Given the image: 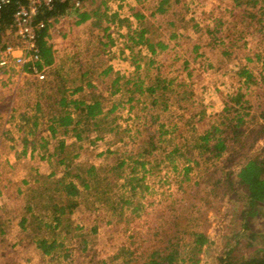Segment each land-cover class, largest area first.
<instances>
[{
    "label": "rangeland",
    "instance_id": "rangeland-1",
    "mask_svg": "<svg viewBox=\"0 0 264 264\" xmlns=\"http://www.w3.org/2000/svg\"><path fill=\"white\" fill-rule=\"evenodd\" d=\"M101 1L82 0V10L92 11ZM153 1L158 3L161 0ZM123 3H120L122 7L125 5ZM112 5L111 0L106 1L105 12L106 9L111 12ZM163 5H167L178 15H186L190 27L194 26L203 33L204 48L201 51H205V54L194 56V60L191 59L188 63L191 65V75L190 67L186 68L184 63L188 59L187 55L179 46L183 41L172 40L175 41L171 43L174 47L167 49L168 51L161 50L160 55L164 54V62L158 56H153V63L148 64L151 58H142V54L136 52L138 47L128 37L136 33L132 31L133 33H129H132L131 35L123 36L120 32L122 29L111 25V19L107 20V17H101L100 26L93 25L94 38H91L92 31L90 44L86 43V39L85 43L80 41L78 48L74 47L72 50L74 57L78 59H83L82 54H93L94 65L88 61L87 64L93 72L90 76L95 81V90L100 94L92 99L101 105V112L93 121L86 120L84 114L77 110L76 119H81L82 123L76 129L85 136L97 138V149L102 148L106 152V155L100 158L102 161L99 164L108 167H102L98 172H88V167L84 166L70 168L72 174H80L81 178L95 186L94 192L81 191V194L75 197L76 200L91 207L94 195L98 194V203L102 206L95 207L93 211L91 209L89 216L85 215H94L91 216L92 220L86 219L87 217L80 218L77 223L64 219L62 226L65 230L60 233L51 228L48 233L50 239L56 240L61 246L54 249L58 258H45L43 264H125L124 260L131 258L128 251L137 248L135 257L139 256L146 246V237H149L151 242L156 241L153 232L159 231L158 227L169 226L170 222L173 223V216L197 217L199 208L204 212L198 220H187L188 231H206L212 240V245L200 253L199 264L218 263L216 256L223 246V226H226L222 219L226 223L229 222L224 216L227 211L232 212L233 203L228 195H224L221 200L220 196L219 199L212 196L211 201L207 198V188L211 185L208 172L210 168L214 171L221 170L218 167L222 165L226 166L224 171L236 168L240 155L258 152L264 147V135L259 136L255 118L263 120L260 112L264 106V84L257 78L260 73H264V42L258 33L254 35L251 29H246L248 21H238V13L243 7L234 8L232 0H171ZM64 18L66 19L61 23V32L53 30L52 38H49L52 40L49 42L51 46L57 44L55 39L71 41L75 38V33L69 30L74 17ZM96 20L94 17L91 22ZM218 23L222 24L219 26L220 31L210 34L208 30H214ZM252 26L257 27L259 23ZM154 30L155 27L153 32ZM83 31L87 33L91 29L86 27ZM241 31L244 32L243 38ZM14 38L12 32H7L4 41ZM1 44L3 45L2 42ZM121 44L127 45L124 47ZM185 44L188 45L183 43ZM186 48L190 50L191 47ZM188 56L191 58L192 55ZM87 58L91 57L84 59L88 60ZM243 68L252 71L253 79L257 81L252 79L245 84L240 75ZM72 71L74 74L77 72L76 69ZM166 75L168 77H164ZM150 86L158 88L154 94L145 92L149 90H144L145 93L141 94V88L147 89ZM21 87L15 71L0 74V120H6V124L20 119L19 111H9L8 107L10 101L20 102L18 98L22 96L19 94ZM237 93L243 94L244 100H247L244 106H250L247 108L250 113L245 116L247 122L242 127L243 132L256 127L249 134L248 144L243 151L236 154L235 160L225 163V159L219 162L206 159L208 153H199L200 150L195 147V144H198V136L214 124L224 131L226 129L222 135L235 137L231 128L227 127L224 108L233 103L230 97ZM37 94L31 90V94L27 95L29 103L43 99ZM54 97L59 98L60 95L56 93L52 99ZM82 97L89 100L92 96L82 94ZM24 99L23 95L20 104H23ZM48 99L44 102L43 115L40 114V118H43L40 120V127L33 130V127L27 125L24 130L32 139L36 138L37 145L43 143L37 137L48 123V117L45 116L52 114L59 117L60 114H65L64 110L61 113L55 111ZM18 110L21 111L20 108ZM33 120L34 118L29 117L27 121L32 124ZM65 128L68 127H58V133L66 130ZM34 131L37 132L33 135ZM4 137L7 138L8 135L4 133ZM241 138L244 136L237 139ZM237 139L230 141L233 144L229 150L231 154L239 147ZM105 147L112 154H108ZM47 186H50V189L55 187L54 184L44 187ZM40 193L39 197L44 206L43 201L47 196ZM194 198L195 204L191 205ZM110 203L111 206L117 204L116 211L111 209ZM230 217L231 213L228 218ZM109 220L110 223H106ZM70 222H73V225ZM261 225L257 229L264 230ZM94 227L96 229H92ZM186 235L185 241L189 234ZM155 244L160 245L159 242ZM28 252L26 256L29 260L23 259L24 263L40 264L42 256L34 251ZM18 259V254H2L0 264H23ZM129 264L142 263L138 259L130 261Z\"/></svg>",
    "mask_w": 264,
    "mask_h": 264
},
{
    "label": "crops",
    "instance_id": "crops-1",
    "mask_svg": "<svg viewBox=\"0 0 264 264\" xmlns=\"http://www.w3.org/2000/svg\"><path fill=\"white\" fill-rule=\"evenodd\" d=\"M170 1L161 0L158 4L153 0H126L125 3H123V0H111V5L113 2L111 12H107L106 9V14L111 19L109 21L112 23L111 25H115L117 28L120 27L122 29L120 32L125 37L133 32L145 30L144 39H146L147 43L136 46L138 47L136 52L142 54V58L150 57L151 60L148 61V64L150 62L153 63V56H158L164 62L165 57L163 56L164 54L160 55L161 50L174 47V44L171 43H175V41L172 40L187 43L188 45L179 43V46L184 49L187 55L188 59L184 63L186 68L190 67L189 75H191V65L188 63L191 59L194 60V56L205 54V51H201L204 48L202 47V41H204L203 33L194 26L190 27L191 25H189L186 15H178L172 12L167 5H163L165 10L163 13H158L157 10L160 4L162 2L169 3ZM120 3L125 4L124 7ZM136 12L142 13L143 17L136 19L134 17ZM93 18L91 17L80 24H77L75 22L76 19L72 18L73 24L69 27V30L75 33V38H72L73 40L71 41L68 40L69 42L67 39L64 41L55 39L57 44L51 46L53 60L47 65L46 80L37 81L31 76H25L21 78L22 80L20 79L22 87L19 94L25 96V101L20 104L21 96L18 98L20 102L10 101L8 107L9 111L14 109L19 111L20 119L7 124L6 120H0V256L2 254H18L23 264H25L23 259L25 261L29 260V257L26 256L29 253L28 251L37 252L42 256L40 264H43L45 258L50 259V256L46 255L38 244L39 240L42 239L48 242L56 241L51 240L48 235L51 228L55 232L60 233L65 230V227L62 226L64 219L76 221L77 223H79L80 218L87 217L86 219L92 220L94 215L88 217V212L91 209L93 211L97 206H102L98 203V194L94 195L92 208L85 202L82 203L76 200L75 197L78 194L80 195L81 191L94 192L95 186L81 178L80 174L79 176L72 174L70 170L71 167L84 166L88 167V172H98L102 167L103 169L108 167L99 164L102 161L100 158L106 155V152L102 148L97 149V138L85 136V134L77 131L76 127L82 123V120L76 119L78 116H76L75 112H77L78 108L72 103L74 100L84 101L87 104L94 103L95 99L92 98L100 94L99 91L95 90V81L91 79L93 72L87 64L88 61L92 63V66L94 65L93 54L89 53L86 56L82 54L84 56L83 59H78L74 57V51L72 52L74 47L78 48L77 44L80 41L85 43L87 39L86 43L90 44V35L95 29L93 27L94 23L91 22ZM86 27L91 29V31L85 33L83 30ZM153 27H155L154 32ZM206 29L205 27V32ZM130 32L132 33L129 34ZM93 35L94 31L92 39L94 38ZM149 46L153 47L154 50L152 51ZM189 46L191 47L190 50L186 48ZM188 55H192L191 58ZM88 56L91 58L85 60L84 58ZM109 68L111 67L109 66ZM75 69L77 72L74 74L72 70ZM157 89L155 86H150L147 89L141 88L140 92L141 94L145 92L154 94ZM31 90L34 93H38L37 95H41L43 99L29 103L30 99L27 95L31 94ZM144 90H149L150 92H143ZM56 93L60 97L52 99ZM82 94H90L92 97L88 100L83 98ZM47 98H49L50 102H48L55 111L59 113L63 110L64 112L67 111L73 120L70 125L66 126L68 127L65 128L66 130L58 133L60 125L56 121L59 117L52 114L45 116L48 117V123L46 122L44 130L37 137L40 142L43 141V145H37L36 138L32 139L31 135L24 130L27 125L28 127H33V130L40 127V120L43 119L40 118V114L43 115L44 102H46ZM64 100L70 104L63 106L61 102ZM99 108L101 109V105H99ZM29 117L34 118L32 124L27 121ZM94 119H90V121ZM51 126L56 127L55 132H52ZM36 132L34 131L33 135ZM4 133L8 135L7 138L4 137ZM105 149L108 154H112L106 147ZM95 160H99V162L97 163ZM111 161L110 168L112 169V155ZM50 184H54L55 187H52V189H50V186L44 187ZM69 184H74L75 193H70L73 187ZM40 192L45 193L47 196L43 201L45 203L44 206H42V200L39 197ZM47 192L52 194H47ZM56 192L61 193H59L60 195H54ZM111 205L110 203L109 206ZM116 207L117 204L111 206V209L116 211ZM86 214L88 216H85ZM110 221H106V223H110ZM73 222L70 223L73 225ZM92 229H96V227ZM14 260L16 261L17 259L14 258Z\"/></svg>",
    "mask_w": 264,
    "mask_h": 264
},
{
    "label": "trees",
    "instance_id": "trees-1",
    "mask_svg": "<svg viewBox=\"0 0 264 264\" xmlns=\"http://www.w3.org/2000/svg\"><path fill=\"white\" fill-rule=\"evenodd\" d=\"M106 1L102 0L92 11L75 8L69 2H56L51 8L42 9L37 15L36 20H43L48 24L46 28L40 31L37 39L43 64L48 65L53 60V51L47 40L50 25L47 20L50 18L57 20L60 17L68 16L74 17L76 19L75 22L80 24L91 17H95L97 20L93 22L94 25L100 26L101 17L106 18L108 16L105 12ZM232 2L234 8L243 7L238 13L241 21L239 19L238 21L240 23L248 21V24L245 26L246 29H251L254 35L259 34V37L262 36L260 39L264 42V0H232ZM14 9L15 5L12 3L2 11L0 45H2L1 42L8 27L11 26V16ZM157 11L160 14L165 11L163 2ZM134 17L139 19L143 16L142 13L136 12L134 13ZM106 19L109 20V17ZM257 23H259V26L253 28L252 25ZM220 25L222 24L218 23L214 30L209 29L208 32L210 34L218 33ZM134 33L136 35L129 36V38L135 46L147 43L146 39H144L145 30ZM240 35L243 38L244 32L241 31ZM149 47L152 51L154 50L153 47ZM247 59L249 61L252 60V58ZM37 65L39 67L42 66L41 62H38ZM240 75L244 78L245 84L253 79V73L248 68H243L240 71ZM259 78L257 80L264 84V73H260ZM257 80L253 79L252 81L256 82ZM243 97L244 95L241 93L234 94V96L230 97L233 103L227 104L224 108L227 127L231 128L235 137L230 138L229 136L222 135V132L225 133L226 129L224 131L214 124L210 125L209 128L202 131V134L198 136V144L196 143L195 147L197 146L200 150L199 153H208L206 159H215L218 162L225 159V163H229L235 160L236 154H239L246 147L249 134L253 132L254 127L257 126L259 136L264 135V106L260 112L263 120L260 121L255 117L257 119L256 126L248 128L246 132H243L242 127L247 122L245 116L250 113L247 112V108L249 109L250 106H244L247 100H244ZM72 103L78 108L77 110L84 114L85 119L88 121L96 118V115L101 112L98 101L87 104L84 101L74 100ZM61 104L66 106L70 103H66L64 100ZM72 120L69 112L65 111V114L59 116L56 122L58 125L66 127L72 123ZM221 123L223 124V122ZM55 129L56 127L51 126L52 132H55ZM242 135L244 138L237 139L242 137ZM236 139L238 140L236 143L239 144V147L234 154H231L229 150H231L233 144L230 141H236ZM227 153H229L228 156H226ZM240 156L236 168L224 171V167L226 166L222 165L218 167L221 170L214 171L213 168H210L208 172V181L209 183L211 182V185L207 188V198L210 200L213 196L219 199L220 196L219 200H221L224 195H228L233 203L232 212H230L231 217L228 218L230 214L228 211L224 216V219L229 222L226 223L222 219V223L226 224V226H223L225 228L222 236L223 242L221 241L223 246L220 247V253L216 256V260L217 264H264V230L257 229L260 224L264 227V147L258 152L244 153ZM69 185L73 187L70 193H75L74 184ZM194 200L195 198L192 199L191 205L195 204ZM198 211L197 217L191 216L190 218L198 220L204 210H200L199 208ZM190 218L178 215L176 217L173 216V223L170 222L171 224L169 223L170 225L166 227H158L159 231L153 232L154 239L156 240L154 241L159 242L160 245L156 246L155 242H151V239L146 237V246L143 247L139 256L135 257L137 248L133 251H128L131 258L124 260L125 264H129L132 260L133 262L138 261V259L142 264H199L200 253L212 245V240L209 239L206 231L198 229L188 231L187 220ZM204 221L206 223V220ZM185 234H187L186 236L189 234L187 241H185ZM59 245L61 246L56 241L48 242L45 239L39 240L38 244L40 249L53 260L58 258L54 249ZM245 248L247 250L244 251Z\"/></svg>",
    "mask_w": 264,
    "mask_h": 264
},
{
    "label": "built area",
    "instance_id": "built-area-1",
    "mask_svg": "<svg viewBox=\"0 0 264 264\" xmlns=\"http://www.w3.org/2000/svg\"><path fill=\"white\" fill-rule=\"evenodd\" d=\"M56 2H69L75 8L82 10V0H0V26L2 11L10 4L15 5L11 16V26L7 32H12L13 40H2L3 47H0V74L15 71L19 79L31 76L37 81H45L47 65L43 64L40 57V50L37 39L41 30L48 24L43 20H36L39 12L44 8H51ZM66 18L60 17L57 20L48 19V43L54 32L60 33L62 22ZM75 19V18H74ZM63 26H65L63 24ZM59 35V34H58ZM5 36V34H4ZM52 38V36H51ZM126 47V45L121 44ZM41 62L42 66L37 65Z\"/></svg>",
    "mask_w": 264,
    "mask_h": 264
}]
</instances>
